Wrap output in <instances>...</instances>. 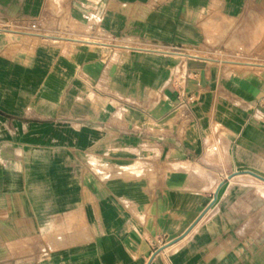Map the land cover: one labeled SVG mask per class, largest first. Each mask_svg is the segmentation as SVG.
Here are the masks:
<instances>
[{"label":"crops","instance_id":"1","mask_svg":"<svg viewBox=\"0 0 264 264\" xmlns=\"http://www.w3.org/2000/svg\"><path fill=\"white\" fill-rule=\"evenodd\" d=\"M0 264H264V0H0Z\"/></svg>","mask_w":264,"mask_h":264},{"label":"built area","instance_id":"2","mask_svg":"<svg viewBox=\"0 0 264 264\" xmlns=\"http://www.w3.org/2000/svg\"><path fill=\"white\" fill-rule=\"evenodd\" d=\"M31 28H32V29H35V25H31Z\"/></svg>","mask_w":264,"mask_h":264},{"label":"rangeland","instance_id":"3","mask_svg":"<svg viewBox=\"0 0 264 264\" xmlns=\"http://www.w3.org/2000/svg\"><path fill=\"white\" fill-rule=\"evenodd\" d=\"M237 69V68H236ZM248 70V69H247Z\"/></svg>","mask_w":264,"mask_h":264},{"label":"bare ground","instance_id":"4","mask_svg":"<svg viewBox=\"0 0 264 264\" xmlns=\"http://www.w3.org/2000/svg\"><path fill=\"white\" fill-rule=\"evenodd\" d=\"M81 42V41H80Z\"/></svg>","mask_w":264,"mask_h":264}]
</instances>
